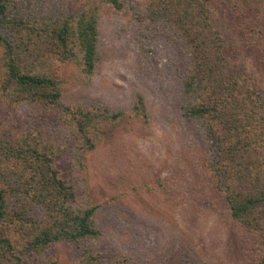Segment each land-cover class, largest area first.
I'll use <instances>...</instances> for the list:
<instances>
[{
    "label": "trees",
    "instance_id": "trees-1",
    "mask_svg": "<svg viewBox=\"0 0 264 264\" xmlns=\"http://www.w3.org/2000/svg\"><path fill=\"white\" fill-rule=\"evenodd\" d=\"M66 1L0 0V96L42 109L58 130L0 141V264H58L45 258L51 247L100 237L97 207L80 198L84 179L76 174L103 123L120 115L93 101L62 104L65 79L55 69L72 66L90 81L102 6L170 35L180 60V114L198 127L211 183L264 264V0H88L72 11ZM142 105L137 95L136 115ZM57 158L71 165L69 177ZM74 264L135 263L83 249Z\"/></svg>",
    "mask_w": 264,
    "mask_h": 264
},
{
    "label": "rangeland",
    "instance_id": "rangeland-1",
    "mask_svg": "<svg viewBox=\"0 0 264 264\" xmlns=\"http://www.w3.org/2000/svg\"><path fill=\"white\" fill-rule=\"evenodd\" d=\"M87 1L67 0L63 9ZM143 24L129 12L100 7L99 61L90 81L72 66L55 69L65 79L62 104L93 101L120 116L103 123L100 140L82 154L83 168L76 174L84 179L80 198L97 207L99 239L55 245L45 258L74 264L89 249L135 264H258L252 235L230 217L202 163L198 127L180 114V60L171 37L158 25ZM137 95L143 104L139 115L133 109ZM36 131L58 133L42 109L0 96V141ZM56 165L62 178L69 177L71 165L64 158Z\"/></svg>",
    "mask_w": 264,
    "mask_h": 264
}]
</instances>
